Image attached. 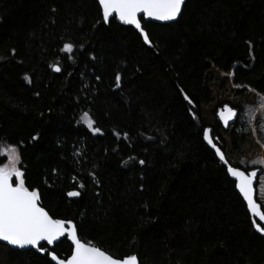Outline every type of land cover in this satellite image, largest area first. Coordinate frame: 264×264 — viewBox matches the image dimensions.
Here are the masks:
<instances>
[{"label": "trees", "instance_id": "16d2710c", "mask_svg": "<svg viewBox=\"0 0 264 264\" xmlns=\"http://www.w3.org/2000/svg\"><path fill=\"white\" fill-rule=\"evenodd\" d=\"M262 2L185 0L172 23L140 18L147 45L114 17L105 23L97 0H0V141L20 145L18 166L45 210L72 220L82 241L139 264H264V236L204 142L203 98L175 65L203 44L201 31L240 35L246 12L264 28L253 8ZM66 42L72 53L60 51ZM249 77L261 91L264 55ZM85 111L102 134L80 122ZM219 127L212 137L225 152ZM71 248L63 238L52 251L65 259ZM0 264L53 263L0 242Z\"/></svg>", "mask_w": 264, "mask_h": 264}, {"label": "snow or ice", "instance_id": "6c2138e0", "mask_svg": "<svg viewBox=\"0 0 264 264\" xmlns=\"http://www.w3.org/2000/svg\"><path fill=\"white\" fill-rule=\"evenodd\" d=\"M101 10V15L105 23L110 22L114 16L116 20L124 25H131L137 29L144 39V43L151 45L149 35L145 32L141 24L139 14L145 19H153L161 22L175 21L182 14V7L185 0H97ZM250 55L252 43L248 42ZM82 47V46H81ZM74 45L64 43L60 49L64 53H72ZM13 53L15 49L12 50ZM73 59L72 55L68 56ZM55 72H60L61 68L55 64L50 65ZM231 75V73H229ZM28 80L27 75L24 77ZM116 87L120 86L121 74L116 73ZM239 87V85H236ZM255 92V89H249ZM258 106L257 111L264 112V95L257 93ZM185 100L191 103V100L185 95ZM236 110L233 107L225 105L217 112L220 121L227 126L228 122L236 116ZM80 122L93 134H102V130L95 126V121L88 111L80 116ZM119 138V133H114ZM125 138L127 134H124ZM38 136L34 135L32 140ZM203 138L215 148L216 156L220 161L227 164L226 157L222 154L220 148L215 147L210 139L209 129L205 128ZM264 146V145H262ZM0 157H6V162L0 164V241L6 242L18 248L31 247L37 252L46 254L55 264H137L136 255H128L123 259L114 258L101 250L100 247L92 245L91 242L85 243L78 238L77 227L72 220L54 219L40 203L38 190L26 186L25 170L18 165L22 164L20 155V145L10 144L0 141ZM143 164L144 161H139ZM259 165L264 170V158L251 161ZM227 173L234 178L235 188L238 190L243 200L246 202L248 213L251 217V227L261 236H264V213L257 210V204L252 196V177L256 172H246L236 166H228ZM89 175H93L89 173ZM80 187H83L81 184ZM79 193L69 191L67 196L75 197ZM256 217L261 223H258ZM67 237L71 241V255L66 259L58 258L47 246H54L60 238Z\"/></svg>", "mask_w": 264, "mask_h": 264}, {"label": "rangeland", "instance_id": "374dc122", "mask_svg": "<svg viewBox=\"0 0 264 264\" xmlns=\"http://www.w3.org/2000/svg\"><path fill=\"white\" fill-rule=\"evenodd\" d=\"M264 12V2L253 7ZM243 30L237 37H214L201 31L203 44L190 48L175 65L184 82L197 89L203 98V121L214 126L215 112L223 105L238 110L235 124L228 130L219 127L218 133L226 144L225 155L230 163L249 170L259 168L261 173L256 186V198L264 211V170L251 161L264 158V112L257 111V93L250 73L264 55V28L248 13L243 16ZM248 42L252 43L251 55ZM231 73V75H229ZM236 85H239L237 87ZM235 136L237 149L232 146Z\"/></svg>", "mask_w": 264, "mask_h": 264}, {"label": "water", "instance_id": "95a60500", "mask_svg": "<svg viewBox=\"0 0 264 264\" xmlns=\"http://www.w3.org/2000/svg\"><path fill=\"white\" fill-rule=\"evenodd\" d=\"M114 17V16H113ZM112 17V18H113ZM179 17V16H178ZM139 18H142L144 21H146V22H154V23H158V24H167V23H172V22H174V21H168V22H161V21H156V20H153V19H145V18H143L142 17V14H139ZM111 19V18H110ZM177 20V19H176ZM175 20V21H176ZM119 24H122V23H120L118 20H116ZM142 24V23H141ZM122 25H124V24H122ZM125 26H130V27H132L134 30H136L137 32H138V34L140 35V33H139V31L137 30V29H135L133 26H131V25H125ZM141 36V35H140ZM142 37V36H141ZM142 39H143V37H142ZM143 41H144V39H143ZM148 45V44H147ZM227 105V104H226ZM224 106L225 105H223L222 107H220V108H218L217 109V111L215 112V117H216V120L218 121V123H219V125H220V127L223 129V130H227L232 124H234L235 123V121L237 120V117H238V110L237 109H235L236 110V116L235 117H233V119L231 120V121H229L228 122V124H227V126H225L221 121H220V119H219V117H218V115H217V112L218 111H220V110H222L223 108H224ZM228 106H230V105H228ZM231 107V106H230ZM207 129H209V132H210V139H212V141H213V143L215 144V147H218V148H220L216 143H215V141H214V139H213V137H212V128L210 127V126H207L206 127ZM204 139V138H203ZM204 142L207 144V146L209 147V148H211L213 151H214V153H215V155H216V152H215V148L212 146V145H210L207 141H205L204 140ZM221 149V148H220ZM221 151H222V154L226 157V155H225V152L221 149ZM217 157V156H216ZM218 158V157H217ZM218 160L220 161V159L218 158ZM226 160H227V164H225L224 162H222V161H220L224 166H225V168H226V172H227V167L228 166H236V167H238L240 170H243V171H246V172H252V171H254V172H256V175L254 176V177H252V185H251V190H252V196H253V199H254V202H256V204H257V210L258 211H260V212H262V213H264V211H263V209H262V206H261V204L258 202V200H257V198H256V186H257V182H258V177H259V175H260V173H261V170L259 169V168H252V169H249V170H244L243 168H241V167H239V166H237V165H233L232 163H230L229 162V160L227 159V157H226ZM228 174V173H227ZM233 181H234V178L233 177H231V176H229ZM235 182V181H234ZM236 191L238 192V190L236 189ZM238 194L240 195V193L238 192ZM240 197L242 198V196L240 195ZM242 200H243V198H242ZM243 202L245 203V206H246V209H247V205H246V202L243 200ZM247 211H248V209H247ZM250 215V214H249ZM256 220H257V222L258 223H261L260 221H259V218L258 217H256ZM63 238H66L67 239V237L65 236V237H62V238H60V240L61 239H63ZM79 238V237H78ZM59 240V241H60ZM68 240V239H67ZM58 241V242H59ZM69 241V240H68ZM82 241V240H81ZM1 243H3V244H5V245H7L8 247H10V248H12V249H14V250H18V251H27V250H34V251H36L35 249H33V248H31L30 246L29 247H25V248H18V247H15V246H12V245H8L6 242H3V241H0ZM58 242H55L54 243V245L55 244H57ZM82 242H84V241H82ZM44 244H46V242H43ZM69 243L71 244V241H69ZM86 243V242H85ZM47 245V244H46ZM71 246H72V244H71ZM48 248H49V250H51L52 251V248L54 247V246H47ZM102 250V249H101ZM37 252V251H36ZM38 253H40V252H38ZM40 254H42V253H40ZM70 255H71V253H70ZM59 258V257H58ZM115 258V257H114ZM49 259H50V257H49ZM66 259V258H65ZM123 259V258H122ZM51 261V260H50ZM53 264H55V262H53V261H51ZM137 264H139V262H138V259H137Z\"/></svg>", "mask_w": 264, "mask_h": 264}]
</instances>
